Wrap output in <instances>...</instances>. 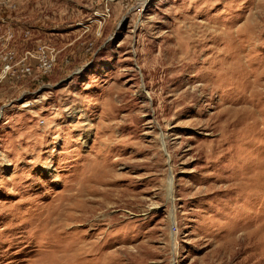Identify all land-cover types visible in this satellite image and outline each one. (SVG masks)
Here are the masks:
<instances>
[{
  "label": "rangeland",
  "instance_id": "obj_1",
  "mask_svg": "<svg viewBox=\"0 0 264 264\" xmlns=\"http://www.w3.org/2000/svg\"><path fill=\"white\" fill-rule=\"evenodd\" d=\"M0 264H264V0H0Z\"/></svg>",
  "mask_w": 264,
  "mask_h": 264
}]
</instances>
